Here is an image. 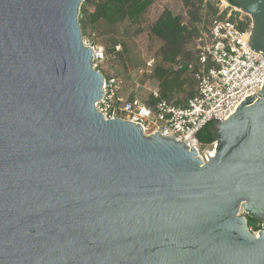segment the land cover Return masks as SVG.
<instances>
[{"label":"water","instance_id":"obj_1","mask_svg":"<svg viewBox=\"0 0 264 264\" xmlns=\"http://www.w3.org/2000/svg\"><path fill=\"white\" fill-rule=\"evenodd\" d=\"M82 1L0 0V264H264V78L202 165L95 109ZM232 2L264 57V0Z\"/></svg>","mask_w":264,"mask_h":264},{"label":"built area","instance_id":"obj_2","mask_svg":"<svg viewBox=\"0 0 264 264\" xmlns=\"http://www.w3.org/2000/svg\"><path fill=\"white\" fill-rule=\"evenodd\" d=\"M246 18L249 20L236 5L223 1L207 31L196 39L193 55L174 60L172 72L183 73L193 84L191 97L178 98L183 104L163 99L158 88L149 90L147 98L123 99L117 84L104 79L103 96L95 109L105 120L139 125L147 137L157 132L183 143L196 152L202 165L207 164L215 156L217 144L200 143L198 134L215 120H224L246 96L256 94L264 78V57L247 46L252 26L250 20L246 25ZM84 45L92 49V67L99 71L106 60L104 49ZM257 226L256 231L264 228L260 223Z\"/></svg>","mask_w":264,"mask_h":264},{"label":"rangeland","instance_id":"obj_3","mask_svg":"<svg viewBox=\"0 0 264 264\" xmlns=\"http://www.w3.org/2000/svg\"><path fill=\"white\" fill-rule=\"evenodd\" d=\"M223 1L196 0L192 6L184 4L182 0H150L145 12L119 21L115 17L98 15V7L104 0H83L78 23L83 43L104 49L106 60L99 71L106 81L117 84L121 98H147L149 90L158 88L164 92V83L173 73L174 61L163 57L164 54L169 55L170 48L153 33L160 16L169 13L177 18L180 27L186 29L179 41L182 54L178 57H190L196 39L207 31ZM185 84L186 81L178 78L179 86L168 93L177 99L184 97ZM248 227L257 232V224L248 223Z\"/></svg>","mask_w":264,"mask_h":264},{"label":"trees","instance_id":"obj_4","mask_svg":"<svg viewBox=\"0 0 264 264\" xmlns=\"http://www.w3.org/2000/svg\"><path fill=\"white\" fill-rule=\"evenodd\" d=\"M196 0H182V2L186 5L194 6ZM231 5H234L232 0H226ZM150 5V0H104L101 6L98 7V15H103L105 18L115 17L119 21H122L126 17L133 18L134 16H138L145 12ZM249 24V20H247V24ZM186 29L180 27V24L177 21V18L172 17L169 13H164L160 16L158 21L156 22L153 33L154 35L163 41L166 46L170 48L169 55L164 54V58H168L171 60H175L176 57L182 54L180 40L182 39V34ZM185 59L189 57H184ZM159 75V72L157 73ZM178 78H182L186 81L185 86L183 87V93L185 98H189L192 96L193 84L190 79L183 75V73H171V78L165 81V91H160L162 98L165 100H173L176 105L183 104L179 102L176 96H170L168 93L171 89L177 88L179 85ZM170 84L171 86H167ZM212 128L213 123L207 125L197 136L198 141L202 144H210L212 143ZM249 223L256 224V222L249 220Z\"/></svg>","mask_w":264,"mask_h":264},{"label":"flooded vegetation","instance_id":"obj_5","mask_svg":"<svg viewBox=\"0 0 264 264\" xmlns=\"http://www.w3.org/2000/svg\"><path fill=\"white\" fill-rule=\"evenodd\" d=\"M250 221L248 220V223H249ZM257 224V223H256Z\"/></svg>","mask_w":264,"mask_h":264}]
</instances>
